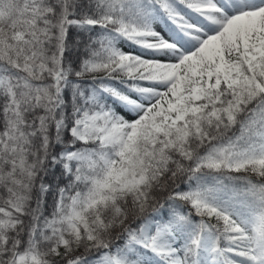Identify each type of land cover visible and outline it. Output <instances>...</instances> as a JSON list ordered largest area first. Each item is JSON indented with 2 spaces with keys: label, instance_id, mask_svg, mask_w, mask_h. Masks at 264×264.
Segmentation results:
<instances>
[{
  "label": "snow or ice",
  "instance_id": "1",
  "mask_svg": "<svg viewBox=\"0 0 264 264\" xmlns=\"http://www.w3.org/2000/svg\"><path fill=\"white\" fill-rule=\"evenodd\" d=\"M0 264H264V0H0Z\"/></svg>",
  "mask_w": 264,
  "mask_h": 264
}]
</instances>
